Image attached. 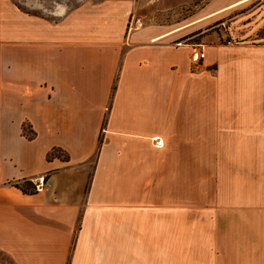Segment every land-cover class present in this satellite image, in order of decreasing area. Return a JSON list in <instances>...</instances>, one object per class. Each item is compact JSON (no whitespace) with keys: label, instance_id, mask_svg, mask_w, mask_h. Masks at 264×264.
Listing matches in <instances>:
<instances>
[{"label":"crops","instance_id":"1","mask_svg":"<svg viewBox=\"0 0 264 264\" xmlns=\"http://www.w3.org/2000/svg\"><path fill=\"white\" fill-rule=\"evenodd\" d=\"M247 1L128 27L0 0V264H264V41H200Z\"/></svg>","mask_w":264,"mask_h":264},{"label":"rangeland","instance_id":"2","mask_svg":"<svg viewBox=\"0 0 264 264\" xmlns=\"http://www.w3.org/2000/svg\"><path fill=\"white\" fill-rule=\"evenodd\" d=\"M31 13L43 15L49 19L62 18L71 8L83 2L92 3L101 0H11ZM130 4L128 27L148 24L170 25L183 23L186 19L198 17L203 8H209L213 0H122ZM136 18H140L141 25H137ZM205 36L200 41L225 42L228 38L232 42H260L264 41V0L258 3L247 1L228 10L214 18L202 23ZM227 52V51H226ZM235 55L240 52L234 50ZM244 55V52L242 53ZM232 70H238L239 76H244L242 64L232 66ZM241 87V86H236ZM240 91H244L241 87ZM244 96V94H243ZM240 107L244 108V98Z\"/></svg>","mask_w":264,"mask_h":264},{"label":"built area","instance_id":"3","mask_svg":"<svg viewBox=\"0 0 264 264\" xmlns=\"http://www.w3.org/2000/svg\"><path fill=\"white\" fill-rule=\"evenodd\" d=\"M135 22L137 25H141L142 21L140 18H136ZM227 42H230L231 39H227ZM192 59L197 61L205 56V49H204V43H196V45L192 48ZM152 142L155 146H161L163 145V139L159 135H155L152 137ZM43 176H39L34 184L35 189L39 190L43 187Z\"/></svg>","mask_w":264,"mask_h":264},{"label":"trees","instance_id":"4","mask_svg":"<svg viewBox=\"0 0 264 264\" xmlns=\"http://www.w3.org/2000/svg\"><path fill=\"white\" fill-rule=\"evenodd\" d=\"M26 129V128H25ZM27 130V129H26ZM32 134H33V132H31V131H28L27 132V135L28 136H32ZM53 154H62V152L60 151V150H58L57 148H53V149H51L49 152H48V154H47V156H51V155H53ZM34 188H35V186H34Z\"/></svg>","mask_w":264,"mask_h":264}]
</instances>
